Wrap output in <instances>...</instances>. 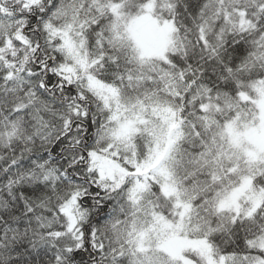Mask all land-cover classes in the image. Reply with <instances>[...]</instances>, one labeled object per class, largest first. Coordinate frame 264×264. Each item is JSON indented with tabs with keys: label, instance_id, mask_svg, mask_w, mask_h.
Listing matches in <instances>:
<instances>
[{
	"label": "snow or ice",
	"instance_id": "1",
	"mask_svg": "<svg viewBox=\"0 0 264 264\" xmlns=\"http://www.w3.org/2000/svg\"><path fill=\"white\" fill-rule=\"evenodd\" d=\"M0 264H264V0H0Z\"/></svg>",
	"mask_w": 264,
	"mask_h": 264
}]
</instances>
